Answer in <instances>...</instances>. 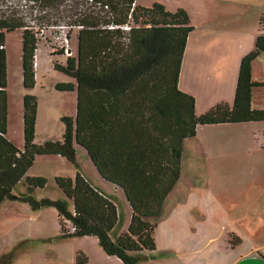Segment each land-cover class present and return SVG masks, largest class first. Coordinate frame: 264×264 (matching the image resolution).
I'll list each match as a JSON object with an SVG mask.
<instances>
[{"label":"trees","instance_id":"1","mask_svg":"<svg viewBox=\"0 0 264 264\" xmlns=\"http://www.w3.org/2000/svg\"><path fill=\"white\" fill-rule=\"evenodd\" d=\"M33 1L43 8L62 0ZM136 2L89 0L67 23L78 27L77 52L59 68L75 84L59 83L56 89L76 88L77 108L74 119L63 118L61 140L36 143L38 102L30 93L23 97V149L7 138L5 52L0 49V202L18 199L33 210L56 208L61 237H96L103 251L123 264H137L142 252L156 248L154 219L179 178L183 140L194 136L199 125L264 121V109L251 104L253 88L264 86L251 74L252 62L264 53V11L255 47L240 62L233 105L219 103L197 115L194 97L178 87L182 57L193 30L186 11ZM15 29L22 30L23 87L31 90L37 39L20 19L0 17V44L4 33ZM74 144L86 151L103 180L121 189L131 209L127 230L115 237L111 232L120 223L117 204L82 174L55 177L66 200L34 196V190L46 184L42 176L26 175L36 157L60 155L73 160ZM22 180L27 189L17 196L13 189ZM68 200L73 203L71 210ZM86 262L83 253L76 255V264Z\"/></svg>","mask_w":264,"mask_h":264},{"label":"crops","instance_id":"2","mask_svg":"<svg viewBox=\"0 0 264 264\" xmlns=\"http://www.w3.org/2000/svg\"><path fill=\"white\" fill-rule=\"evenodd\" d=\"M136 3L142 5L140 0ZM153 3L142 6L150 7ZM157 3H161L171 12L179 8L184 9L193 26L182 57L178 87L182 92L194 97L196 114H203L219 103L233 105L240 62L242 57L255 47L259 34L258 21L264 11V0H158ZM263 64L264 53H261L252 62L251 74L255 82H264ZM251 104L254 109H264V86L253 88ZM259 123L264 121L197 126L196 131L201 129V126H213L220 129L219 132L235 135L233 138L235 140L226 139L218 145L205 141L202 145L209 176H211L210 170H213L219 172L223 179L231 182L253 180L255 165L259 161L250 158V154L253 151H264V140L252 146L257 140V138L253 140L254 136H264V125L256 126ZM10 141L19 149H23L24 141L23 143L19 140L10 139ZM243 152L247 153L245 155L247 160L236 158ZM39 157L42 156H37L35 161ZM262 162L264 178V161ZM27 176L42 175L31 173L29 170ZM17 185L13 189L15 195L19 196L26 192L27 186L23 180L18 191ZM94 186L105 193V186L96 183ZM114 188L120 189L116 186ZM37 191L39 190H34V196L40 198L41 195ZM171 193L163 200L156 218L157 226L154 232L156 248L151 252H142L137 264H264V243H257L252 239V236L264 235V228L259 227L263 215L262 209L257 206V201H254L251 212H247L253 216L250 217V223L246 222L244 228L238 223V218L209 191L211 205L200 215L198 214L197 218L192 214L195 207L192 199L171 203ZM112 199L116 203L115 199ZM38 219L41 222L55 220L59 228L56 208L45 207L33 210L21 200H3L0 203V236L1 232L9 233L11 247L14 248L12 250L19 249L34 236V231L26 226L28 225L26 221ZM7 220L10 222L8 223ZM129 222L130 218L126 226L121 227L118 224L111 232V236L115 237L126 231ZM80 238L81 246L74 248L71 260L75 259L76 262V255L86 252L92 260H96V264H123L119 258L107 255L96 237ZM16 251L13 253L15 254ZM28 253L30 252L27 251L23 256H28ZM2 255L5 254L1 253L0 257ZM88 256L86 264L91 260ZM17 259L13 256L12 261Z\"/></svg>","mask_w":264,"mask_h":264},{"label":"rangeland","instance_id":"3","mask_svg":"<svg viewBox=\"0 0 264 264\" xmlns=\"http://www.w3.org/2000/svg\"><path fill=\"white\" fill-rule=\"evenodd\" d=\"M156 1L158 2V0H140V3L142 5H151ZM84 3L85 6L88 5L89 0H62L57 6L42 8V6H34L23 2V0L0 1V17H16L30 30L36 31V33H39L43 29L45 35V39L36 36L38 44L34 56L35 85L31 90H26L23 87L22 75V30L15 29L4 33L3 47L5 52L6 92L8 97L6 136L9 140H19L22 143L24 141L22 109L23 97L26 93L36 96L38 102L36 143L44 144L49 140H61L65 128L63 118H75L77 108L76 88L72 91H60L56 89V85L59 83L75 84L74 78L59 68L66 66L68 56V52L60 54L59 40L67 44V47L71 49L70 54L72 56L76 55V34L78 27H70L67 23L75 19L78 15L76 13L80 9H83ZM68 31L70 37H66ZM56 37H59V40ZM64 37H66V40ZM51 47L54 48L52 53L54 55H51L49 49ZM260 125H264V123H259L256 126ZM200 128L199 130L197 129L194 136L183 140L181 173L173 188L168 192V194L172 192L170 202L192 199L195 205L192 214L197 218L198 214L200 215L205 211L206 207L211 205V200L208 197L209 191L238 218V223L245 228L246 222L250 223V217L253 216V214H248L247 212H251L254 201H257V206L262 209L261 214L263 215L261 217L262 224L259 227L264 228V178L262 176L264 151H253L250 154V158L259 161L255 165L253 180H234L231 182L230 180L223 179L219 172L213 170H210L211 176H209L205 166L206 160L204 161L205 157L202 145L205 141L218 145L226 139L235 138V135L222 131L219 132L220 129L213 126H201ZM256 138L257 140L255 141ZM253 140L255 144H252V146L257 143L260 144L263 142L264 136H254ZM244 144L246 145L247 143ZM73 146L75 149L73 160H67L66 158L54 155H44L34 161L30 167L31 173L42 175L46 180L44 187L37 191L41 195L40 198L66 200L62 191L56 186L55 177L74 178L79 173L86 176L93 185L96 183V185L101 184L105 186V193L114 198L118 205L119 226H126L131 217V209L121 189H115L113 185L100 177L86 151L81 146L76 144ZM245 155L247 153L243 152L238 154L236 158L247 160ZM19 189H21V182L16 187L17 191ZM4 200H8V198ZM68 202L69 209L71 210L73 203L71 200H68ZM7 222L9 223L10 220H7ZM26 222L28 224L26 226L34 231V236L31 233L32 240L28 243H23L19 249L16 248L15 254L13 253L15 250H12L14 248L11 247L10 234L1 232L0 254L3 253L5 255L0 257V264H76L75 259H71H73L74 248L81 246L79 242L82 239L80 237L73 239L61 237L55 220L54 222L51 220L41 222L38 219L27 220ZM252 239L257 243H264V235L252 236ZM27 251L30 252L28 256H23ZM83 254L86 257L88 256L86 252H83ZM13 256L18 258L17 261H12ZM89 259L91 260L87 264H96L95 259L92 260L90 257Z\"/></svg>","mask_w":264,"mask_h":264},{"label":"built area","instance_id":"4","mask_svg":"<svg viewBox=\"0 0 264 264\" xmlns=\"http://www.w3.org/2000/svg\"><path fill=\"white\" fill-rule=\"evenodd\" d=\"M1 1V0H0ZM23 2H27L28 4H31V5H34V6H36V5H39V6H41L40 5V3L39 2H36V1H33V0H23ZM26 26V25H25ZM26 28H28L27 26H26ZM125 29H128V27H124ZM29 29V28H28ZM30 30V29H29ZM32 31V30H31ZM33 33H34V35H35V37L36 36H39V38H41V39H45V35H44V31H43V29H41L40 30V32L39 33H36V31H32ZM69 32V31H68ZM67 35L68 34H66V37H67ZM66 37H64V39L66 40ZM36 39H38L37 37H36ZM56 39L57 40H59V37H56ZM38 42H39V40H38ZM59 47H60V50H61V52H67L68 50H69V48L67 47V44H65V42L64 41H62V40H59ZM0 49H4V47H3V45L2 44H0ZM50 49V52L51 53H53V49L54 48H49ZM263 72H264V64H263ZM69 228H70V230L71 231H73L74 230V227L70 224L69 226H68Z\"/></svg>","mask_w":264,"mask_h":264},{"label":"water","instance_id":"5","mask_svg":"<svg viewBox=\"0 0 264 264\" xmlns=\"http://www.w3.org/2000/svg\"><path fill=\"white\" fill-rule=\"evenodd\" d=\"M67 52H68V55H70V53H71V49H69Z\"/></svg>","mask_w":264,"mask_h":264},{"label":"bare ground","instance_id":"6","mask_svg":"<svg viewBox=\"0 0 264 264\" xmlns=\"http://www.w3.org/2000/svg\"><path fill=\"white\" fill-rule=\"evenodd\" d=\"M24 112V111H23Z\"/></svg>","mask_w":264,"mask_h":264}]
</instances>
